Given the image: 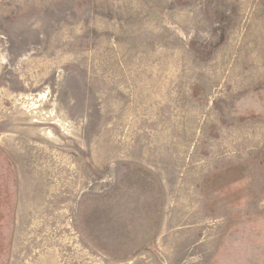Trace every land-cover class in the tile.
Returning a JSON list of instances; mask_svg holds the SVG:
<instances>
[{
	"label": "rangeland",
	"instance_id": "obj_1",
	"mask_svg": "<svg viewBox=\"0 0 264 264\" xmlns=\"http://www.w3.org/2000/svg\"><path fill=\"white\" fill-rule=\"evenodd\" d=\"M0 264H264V0H0Z\"/></svg>",
	"mask_w": 264,
	"mask_h": 264
},
{
	"label": "crops",
	"instance_id": "obj_2",
	"mask_svg": "<svg viewBox=\"0 0 264 264\" xmlns=\"http://www.w3.org/2000/svg\"><path fill=\"white\" fill-rule=\"evenodd\" d=\"M32 206H33V205H29V210H30V208H33Z\"/></svg>",
	"mask_w": 264,
	"mask_h": 264
}]
</instances>
